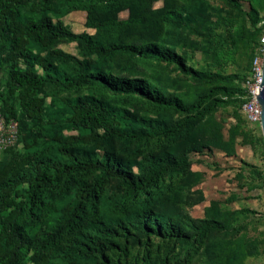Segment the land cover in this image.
<instances>
[{"label":"rangeland","instance_id":"obj_1","mask_svg":"<svg viewBox=\"0 0 264 264\" xmlns=\"http://www.w3.org/2000/svg\"><path fill=\"white\" fill-rule=\"evenodd\" d=\"M37 3L39 0H23L18 10L27 15L30 5ZM118 3L120 8L113 9L94 1L86 9L82 5H62L59 0L47 2L59 9L60 14L54 18L68 31L91 42L104 30L99 23L128 20L129 6L134 5L144 22L118 28V41L158 44L176 53L180 63L119 55L102 59L81 40H57L47 49L30 42V50L53 60L67 76L78 69L83 73L100 69L125 80H146L161 96L176 99L186 111L162 109L137 93L114 94L95 85L67 89L48 83L36 95L56 106L62 99L92 96L129 111L140 119L138 127L143 128L142 121H146L158 132L157 136L132 142L113 139L70 144L68 148L77 158L107 155L135 179L147 178L152 162L185 160L187 166L179 173L164 174L155 187L147 190V196L132 197L113 178L94 187L99 172L75 175L67 187L62 179L43 193L44 201L54 202L56 212L34 225L27 224V234L33 237L46 226L77 213L81 224L80 234H75L78 241H85L83 233L104 239L105 246L108 242L115 244L106 252L108 264H264L262 141L238 106L256 41L255 24L264 16V0H231L232 5L223 0ZM165 14L179 23L163 22L161 16ZM8 66L5 61L0 66V111L6 102L10 119L18 126V140L12 148L0 152V176L11 178L29 174L34 159L65 158L49 136L37 135L33 120L19 107L16 95L8 92ZM20 67L24 68L23 64ZM37 73L44 71L37 69ZM200 98H204L200 107L188 110ZM63 134L79 133L69 129ZM18 189L24 194L25 185ZM148 211L160 223L159 233L150 227L153 222L144 226L142 215ZM64 255L65 251L58 252L56 262L69 260ZM22 256L24 264H32V252L23 248ZM100 258L89 244L86 255L76 262L95 264Z\"/></svg>","mask_w":264,"mask_h":264},{"label":"trees","instance_id":"obj_2","mask_svg":"<svg viewBox=\"0 0 264 264\" xmlns=\"http://www.w3.org/2000/svg\"><path fill=\"white\" fill-rule=\"evenodd\" d=\"M48 1L50 0H39V3L30 5L29 14L22 15L18 8L23 4V0H0V66L3 61L9 63L5 80L7 90L10 94L16 95L19 107L35 123L37 135L49 136L57 151L65 158V161L57 158H37L32 161V171L29 174L24 173L11 178L0 176V264H24L23 248L32 252V264H78L76 258L86 255L89 244L101 257L100 262L95 264H108L106 252L115 247V244L108 242V246H105L104 239L93 238L83 233L81 236L85 241H78L75 234L78 233L81 224L77 213L58 220L55 225L46 226L33 237L27 234V224L34 225L56 212L53 201L43 200L44 190L62 179L67 187L69 180L75 175L99 172L94 187H99L109 178H113L118 179L132 197L147 196V190L155 187L164 174L184 170L187 166L186 161L165 159L152 162L147 178L135 179L130 172L120 168L118 161L107 155L100 159L77 158L69 150L70 144L99 143L113 139L132 142L147 139L151 135L157 136L158 132L146 121H142L143 128L138 127L140 119L129 111L117 105L105 104L92 96L62 99L61 105L56 106L46 104L45 100L36 95L37 91L48 83L59 84L67 89L95 85L114 94L137 93L162 109L179 112L186 110L176 99L161 96L146 80H125L100 69L87 73L78 69L72 76H67L53 60L34 54L29 48V43L40 49H47L57 40H81L102 59H111L119 55L175 64H179L180 60L176 53L155 43L135 45L118 41V28L144 22L138 17L134 5L129 6L131 13L128 20H107L99 23V27L104 30L99 33L97 40L91 42L83 35L68 31L60 20L55 19L54 17L60 14L59 9L47 4ZM94 1L113 9L120 8L121 5L118 3L119 0H59L62 5L71 7L82 5L86 9ZM223 1L232 5L231 0ZM161 20L166 23H179L176 18L167 14L162 15ZM251 20L254 23L255 18L251 17ZM259 21L260 19L254 28L255 44L259 37L257 28ZM252 53L253 49L250 61ZM20 64H23L24 68H21ZM37 69L43 70L44 74H38ZM220 91L226 93L225 89ZM240 96L239 109L243 101L242 90ZM203 99L200 98L188 110H197ZM2 114L6 119H10L6 102ZM69 129H74L79 134L64 136L63 132ZM84 130L86 132L81 134ZM22 185H25L24 194L18 189ZM142 222L144 226L153 222L150 227L159 233L160 223L151 211L143 212ZM60 251H65L64 256L69 260H65L64 263L56 262V254Z\"/></svg>","mask_w":264,"mask_h":264},{"label":"built area","instance_id":"obj_3","mask_svg":"<svg viewBox=\"0 0 264 264\" xmlns=\"http://www.w3.org/2000/svg\"><path fill=\"white\" fill-rule=\"evenodd\" d=\"M258 41L253 48L252 59L249 69L242 82V103L240 113L244 120L254 126L262 141L260 149V163L264 174V139L261 131V107L257 100L256 93L262 80V68L264 61V16L257 24ZM18 140L17 123L11 119H6L0 111V152L12 148Z\"/></svg>","mask_w":264,"mask_h":264},{"label":"water","instance_id":"obj_4","mask_svg":"<svg viewBox=\"0 0 264 264\" xmlns=\"http://www.w3.org/2000/svg\"><path fill=\"white\" fill-rule=\"evenodd\" d=\"M257 100L261 107V131L262 136L264 139V61H263V68H262V80L260 87L256 93Z\"/></svg>","mask_w":264,"mask_h":264}]
</instances>
